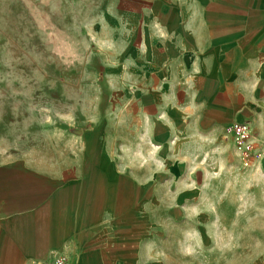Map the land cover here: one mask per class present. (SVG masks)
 <instances>
[{"label": "crops", "instance_id": "crops-1", "mask_svg": "<svg viewBox=\"0 0 264 264\" xmlns=\"http://www.w3.org/2000/svg\"><path fill=\"white\" fill-rule=\"evenodd\" d=\"M106 14L138 31L136 105L60 166L0 150V264H166L167 227L211 228L230 196L260 195L264 0H113ZM237 122L261 152L249 165Z\"/></svg>", "mask_w": 264, "mask_h": 264}, {"label": "rangeland", "instance_id": "rangeland-1", "mask_svg": "<svg viewBox=\"0 0 264 264\" xmlns=\"http://www.w3.org/2000/svg\"><path fill=\"white\" fill-rule=\"evenodd\" d=\"M110 2L0 0L6 155L35 161L38 170L60 166L61 156L90 153L85 140L106 123L124 122V108L136 105L141 84L126 74L137 68L124 62L138 31L106 14ZM253 199L248 192L230 196L211 228L167 227L166 264H264V185Z\"/></svg>", "mask_w": 264, "mask_h": 264}, {"label": "built area", "instance_id": "built-area-1", "mask_svg": "<svg viewBox=\"0 0 264 264\" xmlns=\"http://www.w3.org/2000/svg\"><path fill=\"white\" fill-rule=\"evenodd\" d=\"M235 132L234 140L237 148L240 150L245 165L251 164L256 158L261 156L257 142L254 138V129L248 122H237L233 125ZM36 264H73L72 261L64 255H55L49 259L38 260Z\"/></svg>", "mask_w": 264, "mask_h": 264}]
</instances>
